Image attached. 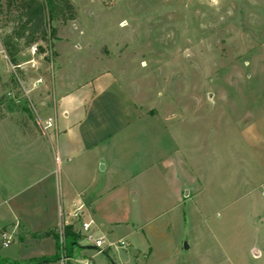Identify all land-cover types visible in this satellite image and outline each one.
I'll use <instances>...</instances> for the list:
<instances>
[{"label":"rangeland","instance_id":"rangeland-1","mask_svg":"<svg viewBox=\"0 0 264 264\" xmlns=\"http://www.w3.org/2000/svg\"><path fill=\"white\" fill-rule=\"evenodd\" d=\"M69 1L75 20L52 24L44 52L22 51L14 70L0 59V162L15 190L47 185L65 221L97 198V218L70 217L72 264L92 261L85 237L102 221L123 223L107 239L126 247L94 264H264V0ZM68 125L71 143L51 137ZM42 239L0 258L54 253Z\"/></svg>","mask_w":264,"mask_h":264},{"label":"crops","instance_id":"crops-1","mask_svg":"<svg viewBox=\"0 0 264 264\" xmlns=\"http://www.w3.org/2000/svg\"><path fill=\"white\" fill-rule=\"evenodd\" d=\"M1 49V46H0ZM65 115V114H64ZM71 127L69 125L63 130V132L59 133L57 131L53 132L52 138L57 140L64 139L66 142L71 143L72 138L69 139L72 133ZM22 135L26 137V140L34 141V137H29L27 133L22 132ZM48 135V134H47ZM48 137V136H47ZM28 138V139H27ZM69 140V141H68ZM65 144V147L62 150L65 155H69L72 152L76 154H80L86 149L81 147L79 148H72L70 150V146ZM9 160H5L0 162V189H7V193L2 194L0 192V229L4 228V235L3 238L7 239L9 243L11 241H18L21 244H25L29 242L32 238L31 235L52 229H59L61 226L70 224V216L69 220L65 221L63 218L62 213L60 212L59 206L56 205L55 200L51 197L50 193H48L47 185L44 186L42 190H34V185L37 184V181H30L26 187L28 190L24 193L23 189L15 190L18 182L16 178L10 175V172L7 171L9 166ZM32 167H31V174H37L40 162H34V159L31 160ZM99 164V162H98ZM50 174V173H49ZM48 174V175H49ZM45 183L49 182V178L44 176ZM16 180V181H15ZM67 180V179H65ZM22 190V191H21ZM66 194V193H63ZM62 199V198H61ZM96 197H89L88 199L85 198L79 203L78 207L75 209L74 212H77L78 215L84 216L86 213L90 211H94V217H98L95 211V201ZM123 223H112L109 221H102V223H96L94 225L93 233H97L98 236H105L106 238L112 235L115 225H121ZM263 224V221H261ZM78 234L79 230L73 228ZM53 239L54 240V253L52 254H41L36 258L41 257H52L56 253V243L53 236L47 237L42 239L43 241ZM89 249H92L88 247ZM84 252V250H83ZM252 255L254 258L260 259L262 258V253L257 249H252ZM94 256L92 255L90 258L94 261ZM27 260V259H22ZM67 260L61 258L57 261L59 264H67ZM78 261L77 259L69 260L68 264H72L73 262ZM95 262V261H94ZM47 264V263H45ZM229 264H236L235 262H229ZM245 264V263H244Z\"/></svg>","mask_w":264,"mask_h":264},{"label":"trees","instance_id":"trees-1","mask_svg":"<svg viewBox=\"0 0 264 264\" xmlns=\"http://www.w3.org/2000/svg\"><path fill=\"white\" fill-rule=\"evenodd\" d=\"M76 12L69 0H0V46L5 51L11 65H17L18 55L35 46L36 52H44L42 44L48 45L55 39L57 29L53 23L63 25L75 20ZM2 98L0 97V103ZM0 112V120L2 119ZM32 234V237L47 238L53 236L56 253L52 257L32 258L28 260H12L0 258V264H45L61 258L68 261L74 259V250H80V235L71 224ZM4 228L0 229V246L7 241L3 238ZM64 252V255H61Z\"/></svg>","mask_w":264,"mask_h":264},{"label":"built area","instance_id":"built-area-1","mask_svg":"<svg viewBox=\"0 0 264 264\" xmlns=\"http://www.w3.org/2000/svg\"><path fill=\"white\" fill-rule=\"evenodd\" d=\"M210 1H212V0H210ZM2 58L9 63L5 51L0 49V59H2ZM9 65L12 68V70L20 67L19 65H11L10 63H9ZM39 82H40V80H36L35 84H38ZM18 102H19V100H17V103ZM52 126H53V120L51 118H48L43 123L44 129H49ZM77 215H78L77 212H73L70 217H77ZM61 228H62V226L59 228L60 234L62 233ZM81 229L84 232H88L90 229V224L83 222L81 224ZM79 235L81 236L80 232H79ZM85 239L87 240V242L90 243L89 246H90V248L93 249V251L95 252V255H99V256L103 255L105 250H108L111 248L124 249L126 247L125 242L123 240H119L117 242H112V241L108 240L105 236H98L97 238L93 239L91 235H88L85 237ZM8 245H9L8 240L3 243V247H7ZM82 264H94V263L92 261H85Z\"/></svg>","mask_w":264,"mask_h":264},{"label":"water","instance_id":"water-1","mask_svg":"<svg viewBox=\"0 0 264 264\" xmlns=\"http://www.w3.org/2000/svg\"><path fill=\"white\" fill-rule=\"evenodd\" d=\"M101 167H102V166H101ZM183 248H184V250H188V246H187L186 243H184Z\"/></svg>","mask_w":264,"mask_h":264}]
</instances>
